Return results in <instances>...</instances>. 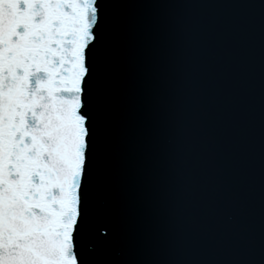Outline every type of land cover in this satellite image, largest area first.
<instances>
[{"label": "snow or ice", "instance_id": "6c2138e0", "mask_svg": "<svg viewBox=\"0 0 264 264\" xmlns=\"http://www.w3.org/2000/svg\"><path fill=\"white\" fill-rule=\"evenodd\" d=\"M175 6L0 0V264H112L115 193L157 219L119 264H264V0L222 31ZM226 183L259 227L205 249L196 212Z\"/></svg>", "mask_w": 264, "mask_h": 264}, {"label": "water", "instance_id": "95a60500", "mask_svg": "<svg viewBox=\"0 0 264 264\" xmlns=\"http://www.w3.org/2000/svg\"><path fill=\"white\" fill-rule=\"evenodd\" d=\"M174 3L175 16L185 23L196 27L211 26L217 31L249 19L256 22L260 16L258 6L246 7V4L257 5L258 0H174ZM259 51L257 34V59ZM103 211L118 220L121 241L117 245L98 248L95 254L101 261L119 264L142 250L156 228L157 219L130 194L115 193L112 199L105 201ZM196 217L204 227L199 243L205 249L211 248L241 225H254L258 229L259 201L240 186L226 183L220 193L210 196L205 205L197 210ZM107 231L101 227L98 234L104 237ZM94 243L90 237L85 239L86 246Z\"/></svg>", "mask_w": 264, "mask_h": 264}]
</instances>
